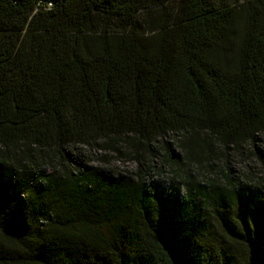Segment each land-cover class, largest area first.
<instances>
[{
  "label": "trees",
  "instance_id": "16d2710c",
  "mask_svg": "<svg viewBox=\"0 0 264 264\" xmlns=\"http://www.w3.org/2000/svg\"><path fill=\"white\" fill-rule=\"evenodd\" d=\"M0 264H264V0H0Z\"/></svg>",
  "mask_w": 264,
  "mask_h": 264
},
{
  "label": "rangeland",
  "instance_id": "374dc122",
  "mask_svg": "<svg viewBox=\"0 0 264 264\" xmlns=\"http://www.w3.org/2000/svg\"><path fill=\"white\" fill-rule=\"evenodd\" d=\"M175 153L182 154V151L178 149L175 145L172 146ZM161 155L159 158H155L156 169L158 167H164L163 159L165 155V149L161 145L160 146ZM247 157V156H246ZM242 161L243 158L241 156H236V163L234 168L236 171L238 170H249L250 166H254L256 164L255 158L247 157ZM73 158L80 159L87 166L90 167H99L111 172L113 176L125 175L127 173H131L135 175L139 169V164L135 160L134 155L128 154L126 156H122L114 151L103 150L97 147H82L78 150L73 149ZM240 159V160H239ZM165 171L161 174L156 170H152L151 174L146 177V180L150 182H160L164 187H166L169 183L170 173L168 172V165H165ZM51 171V169H49Z\"/></svg>",
  "mask_w": 264,
  "mask_h": 264
}]
</instances>
